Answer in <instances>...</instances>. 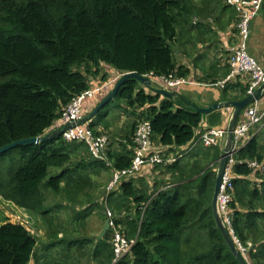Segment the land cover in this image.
Here are the masks:
<instances>
[{"label": "trees", "instance_id": "16d2710c", "mask_svg": "<svg viewBox=\"0 0 264 264\" xmlns=\"http://www.w3.org/2000/svg\"><path fill=\"white\" fill-rule=\"evenodd\" d=\"M208 4L206 0H200V6L194 0H0V148L46 135L58 121L62 124L64 107L90 88L89 77L108 80L101 65L121 75L136 72L165 87L159 76L173 73L187 78L189 70L176 65L171 43L176 41L180 25L211 30L209 24L192 22L195 16L204 20L210 16ZM192 42L198 44V36L192 35ZM80 65H84V72L73 69ZM228 71L226 64L220 74L204 82L215 84ZM248 85L247 79L236 78L223 89L224 99L245 97ZM154 89L136 79H126L87 122L93 131L108 136L106 155L115 169L129 167L134 131L143 121L150 122L152 142L167 148V153L174 151L176 157L167 166L175 186L148 191L131 179H121L117 184L119 199H115L119 203L111 202L115 190L107 193L109 206L118 214L123 210L128 213L114 216L115 227L125 237L137 236L130 251L115 263L111 227L100 238L79 239L73 231L53 222L50 214L54 208L47 205L50 194L69 205L82 203L89 196L85 192L87 169L96 164L104 168V162L93 159L83 143L64 141L61 134L0 154V159L11 155L7 168H0V196L46 220V246L62 253L53 258L47 254L44 263L239 264L217 227L211 206L222 147H203L199 141L198 153L192 154L199 159L190 164L183 163L178 157L180 150H175L198 141V130L204 123L207 128L226 129L228 118L222 122L221 109L196 112L183 96L168 98ZM114 110L130 120L125 142L121 140L118 147L113 146L116 136L109 119ZM235 158L242 163L236 162L231 173L229 230L242 246L251 243L243 254L248 264H264V171L244 163L264 162V142L257 135L250 137ZM50 168L59 171L50 176ZM90 210L81 213L84 216ZM106 218L104 214L103 220ZM36 246L37 238L23 224H0V264H29L36 259Z\"/></svg>", "mask_w": 264, "mask_h": 264}, {"label": "crops", "instance_id": "0c3cea01", "mask_svg": "<svg viewBox=\"0 0 264 264\" xmlns=\"http://www.w3.org/2000/svg\"><path fill=\"white\" fill-rule=\"evenodd\" d=\"M194 1L197 2L200 6V0ZM206 2H209V4L207 5V10L210 13V16L206 18L211 19V21L208 22L207 19H200V22H202V24H209L211 30L208 28H204L201 31H197L195 29H192V27L188 26L187 24L180 25L178 27V36L176 38V41H173L171 43L176 65L187 68L189 70V74L187 78H185L188 81L187 83L181 84L175 88L170 89H172L174 92H177L175 93L174 97L181 95L185 99H187L189 103L195 104L200 107H207L210 104L218 101H226V99H224L223 89L215 86L214 84L205 83L204 79L214 76L216 75V73L220 74L222 72L223 68L227 63L226 58L228 52L226 49L230 44H232L236 40L238 33V16L235 13L234 9L229 6L228 8H226L225 5H223V0H206ZM181 26H183L184 28H181ZM256 29H258L259 31V33L257 34V37H259L258 42L256 38H254L253 32L250 31V42L248 44V51L252 56L256 58V60L262 66H264V25H258ZM192 35L198 36V39L200 41L198 44H193ZM102 72H107L108 75L110 74L108 76V80L105 82H102L100 80L101 77H89L90 87L100 86L102 88L99 92L94 95V97L87 98L84 100L81 108L82 118L88 115L96 107V105L111 92L117 79L121 76V74L116 73L110 67L105 68V70H102ZM263 98L264 96L257 101V105L260 109H264ZM221 112L223 122L226 118L229 119L232 109L230 107H224L221 108ZM113 117L116 118L115 120L111 121V129L113 128L112 130H114V132L117 131L119 133V135L116 136L115 140V147H118V145L121 143V140L125 142L123 136H125V134L129 132L128 126L130 120L126 119L123 115H115L114 112L109 118ZM206 117H204V120L206 119ZM60 125L61 124L58 121L56 124H54L53 130L59 128ZM207 127L208 124L204 123L200 130H198V134L201 135V133ZM250 132L251 138L257 135L260 138L261 143L264 142V131L262 130V126L253 127ZM198 143L199 139L198 141L190 143L187 147L175 149L178 151L180 150L181 154H179L178 157L183 163L190 164L195 159H199L198 155H192L198 153L199 149L196 148ZM152 147L154 151H159L161 153L162 157L165 159V162L159 164H147L143 166L142 169L136 175L130 178H126V180L131 179L137 187L141 188L142 186L143 188H146V190L148 189V191L156 190L158 192L176 185V183L172 182L173 175L170 171L167 170V166L171 165L173 161L176 160V157L174 155V151H169L167 153V148H158L156 140L152 142ZM221 147H223V145H221ZM78 158L79 157H77V159ZM87 171L89 173V182H87L88 184L86 185L85 192H88L89 196L84 198V202L86 203V207L84 208H91V210L90 213L86 216V219L92 215H95L93 219H97L96 217H98L97 215L99 212V210H97V207H99V204L101 203L104 206V209L108 205L106 195L110 191H106V186L111 179L112 170L106 165L104 168H102L101 165L96 164L90 166ZM118 185L112 189L115 190L114 200L111 199V202L113 204L119 203H115V199H119L117 197V195L119 194ZM99 191L100 195L98 194ZM102 193H105L104 199L102 198ZM84 204H82V206ZM14 206L16 208L14 210V214H18V216H13L15 217L14 220H16L18 217H21L23 219L22 222L27 223L28 220L33 221L32 218H35L36 215L30 214V212L25 208L18 207L15 204ZM72 206H74V204H72ZM82 206L80 205L78 207L82 208ZM11 211L13 212L12 209ZM127 215L128 213H126L124 210L121 212V216L125 217ZM27 217H29V219L24 221ZM106 219L103 220V224ZM9 222L22 223L20 221L12 222L10 218ZM81 224H83V222ZM25 228H27L31 232V234L36 237V230L34 231L33 228H29L27 226H25ZM101 229L102 228H100V230ZM46 234V237L39 238L40 240H38V238L36 237L37 240L42 243L40 247H46L47 243L49 242L48 231ZM61 235L62 234H59V236ZM37 236H39L38 233ZM35 252L37 253V250H35ZM42 252L43 251H41L38 256L36 254V259H32L29 264H51L50 262H43L41 256H39L43 254ZM43 257L45 258L46 255L43 254Z\"/></svg>", "mask_w": 264, "mask_h": 264}, {"label": "built area", "instance_id": "2783aa9c", "mask_svg": "<svg viewBox=\"0 0 264 264\" xmlns=\"http://www.w3.org/2000/svg\"><path fill=\"white\" fill-rule=\"evenodd\" d=\"M262 2L263 0H223V3L234 9L238 16V33L236 40L226 49L228 52L226 64L229 66V71L223 79L218 80L214 84L215 86L224 89L228 83L234 81L236 78H244L249 82L246 90V95H248L252 94L264 81V66H262L248 51L250 23L254 17L261 12ZM207 21L209 22L211 19H207ZM192 22L194 24L199 23L200 18L193 17ZM159 80L169 88H175L188 82L185 78L175 76L173 73L159 76ZM101 88L100 86L88 88L73 97L64 107L61 114V123L67 127L63 130L61 136L62 139L67 142L83 143L93 159L104 162L105 165L112 170L111 179L106 186V191L109 192L121 181V179L136 175L143 166L147 164L163 163L165 159L159 151L153 150L150 122L143 121L137 124L134 131L133 157L129 167L120 170L113 167L112 162L106 155V149L109 143L108 136L105 133L93 131L86 123L81 122V108L84 100L94 97ZM263 124L264 109H260L257 105V101H255L243 109L234 127L231 154L221 178L217 197L218 211L228 228L230 227L231 217L229 213V204L232 199L233 190L231 173L233 165L236 162L242 163V161L236 160L235 154L250 139V131L252 128L263 126ZM226 134L227 131L225 128H205L200 135L199 141L203 147L221 146L225 143ZM244 163H246L248 167L264 171V162L244 161ZM106 216L109 220V228L111 227L114 232L111 242L114 255L113 263H115L130 251L131 247L136 242L137 236L133 238L125 237L118 228L115 227L109 210L106 211ZM230 233L239 251L243 254L246 253L251 243H247L248 247L242 246L233 235L231 229Z\"/></svg>", "mask_w": 264, "mask_h": 264}, {"label": "water", "instance_id": "95a60500", "mask_svg": "<svg viewBox=\"0 0 264 264\" xmlns=\"http://www.w3.org/2000/svg\"><path fill=\"white\" fill-rule=\"evenodd\" d=\"M262 11H263V17H264V0L262 2ZM129 78L136 79L140 83L147 85L148 87H151L150 80L147 76L140 75L136 72L124 73L118 78L111 92L106 97H104V99L100 101L88 115L83 117L81 119V122L87 123L109 100H111L115 96L120 85L126 79H129ZM154 90L168 98H173L175 95L174 92L166 90V89H154ZM263 96H264V81L262 82L260 87L256 88L253 91L252 94H248L245 97L238 99V100L218 101V102H214L210 104L207 107H200L195 104L189 103V105L193 108L194 111L202 113V114H207L214 110H218L224 107H230L232 109L231 115L228 119L227 126H226L227 134H226L225 143L222 147L220 156L216 162L215 180H214L213 194H212V199H211V206H212L213 215H214L217 227L220 230L221 235L223 236V239L228 245L231 253L234 255L235 259L238 261L239 264H248V262L246 258L244 257L243 253L239 251L238 247L236 246L228 226L226 225V223L224 222L222 216L220 215L218 211L217 197L219 193V187L221 184V178L225 171L228 158L231 154L233 130L237 123L238 117L246 106H248L249 104L255 101H258ZM66 127L67 126L62 125L61 127L49 132L46 135L26 138V139H22V140L9 143L0 148V154L6 152L7 150L11 149L14 146H18L22 144H38V143L45 142L48 139L53 138L55 135H60ZM109 226H110L109 220L106 219L104 221L102 229L100 230L98 234L99 238L102 237L106 233V231L109 229Z\"/></svg>", "mask_w": 264, "mask_h": 264}, {"label": "rangeland", "instance_id": "374dc122", "mask_svg": "<svg viewBox=\"0 0 264 264\" xmlns=\"http://www.w3.org/2000/svg\"><path fill=\"white\" fill-rule=\"evenodd\" d=\"M258 25L259 26L264 25V17H263L262 12H260L258 15H256L250 23V26H251L250 31L253 32V36H254V38H256L257 42L259 39V37H257V34L259 33V31H258V29H256V27H258ZM249 42H250V39H249ZM100 67H101V71H102V70H105V68H107L109 66L101 65ZM73 69L79 70L81 72L85 71L84 65L74 66ZM149 80H150L152 88L167 89V90L174 92L172 89H169V88L161 85L155 79H149ZM174 93H177V92H174ZM114 114L115 115L119 114V116L123 115L126 119H128L127 115L122 114L121 112H119L117 110H114ZM110 115L112 116V113ZM115 118L116 117L109 118V119H111V121H113V120H115ZM112 132L115 134V136L119 135V133L117 131L114 132V130H112ZM113 146L115 147V145H113ZM10 157H11V155H9V153H7L3 158L0 159V168H3V166H5V169L7 168V164L9 162ZM58 171L59 170H57L55 168H50L48 175H50V176L54 175ZM50 176H48L46 179H48ZM98 194L100 195V191L98 192ZM104 194L105 193L101 194L102 197H104ZM84 200L85 199L83 198L82 203L74 204V206H75L74 207L72 205L67 204L64 199H61L58 196L55 197L54 195L50 194L48 197V203H47L48 206L54 208V210L52 211V214H50L51 217H53V219H52L53 222L59 223L62 226H65L71 232L73 231V236L79 237V239H81L83 237H93L94 235L98 236V234L100 232V228L103 227V215L106 214L107 210L110 211L112 219L114 218V216H116V214H118V211L116 209H113L112 205L109 206V204H108L107 205L108 207L106 209H103L102 208L103 205H101V203H100L99 207H97L98 208L97 210H99L98 215H97L98 217H96L97 219H93L95 217V215L89 216L86 219V216L88 214L85 215V213H84V216L82 215L83 210L84 211L87 210L86 208H84V207H86L85 206L86 203L84 202ZM57 204L59 205V207H57ZM82 204H84V205L82 206ZM80 205L82 206V208L78 207ZM11 209L13 210V212L11 211ZM15 209L16 208L11 201H6L5 199H3V197L0 196V224H2L3 222L9 221V218H10V220H12V222L13 221L22 222L23 219L21 217L20 218L18 217L16 220H14L15 217H13V216L14 215L18 216V214H14ZM81 211H82V213H81ZM119 213L121 214V212H119ZM11 214H13V215H11ZM120 214H118V216H120ZM29 217H30V214H29ZM29 217H27L24 221L28 220ZM32 219H33V221L28 220L27 223H25V222H22V223L29 228H33L34 231L35 230L37 231L39 236H37L36 231H35V235L38 238V240H40L39 238L46 237L45 235H47L46 233H47V228H48L47 221L46 220L43 221L39 215L38 216L36 215L35 218L33 217ZM82 222H83V224H81ZM76 230H78V231L76 232ZM44 232H46V233H44ZM38 240H37V249H36L37 250V253H36L37 256L41 251H43L42 253L45 255L49 254L50 257H52V258L54 257V255L56 256L58 254L59 255L62 254L61 251L56 250V248H54V247H51V248H49L48 246L40 247V245L42 243H40ZM88 247H90V245L86 246L85 249H88ZM42 248H43V250H42ZM43 254L39 255V256H41L42 260L44 261L45 258L43 257ZM55 261H51L50 263L55 264ZM81 261L85 262L86 259L84 258ZM88 262H89V264H93L91 261H88ZM61 263H62V261L59 262V264H61Z\"/></svg>", "mask_w": 264, "mask_h": 264}, {"label": "clouds", "instance_id": "9594fccd", "mask_svg": "<svg viewBox=\"0 0 264 264\" xmlns=\"http://www.w3.org/2000/svg\"><path fill=\"white\" fill-rule=\"evenodd\" d=\"M61 126H62V124H61ZM61 126H60V127H61Z\"/></svg>", "mask_w": 264, "mask_h": 264}]
</instances>
